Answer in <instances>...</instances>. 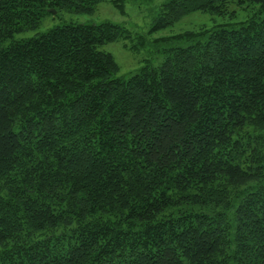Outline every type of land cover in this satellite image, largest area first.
<instances>
[{
	"label": "trees",
	"instance_id": "obj_1",
	"mask_svg": "<svg viewBox=\"0 0 264 264\" xmlns=\"http://www.w3.org/2000/svg\"><path fill=\"white\" fill-rule=\"evenodd\" d=\"M101 2L0 0V264H264V0H167L150 32L253 12L126 80L109 21L16 38Z\"/></svg>",
	"mask_w": 264,
	"mask_h": 264
},
{
	"label": "rangeland",
	"instance_id": "obj_2",
	"mask_svg": "<svg viewBox=\"0 0 264 264\" xmlns=\"http://www.w3.org/2000/svg\"><path fill=\"white\" fill-rule=\"evenodd\" d=\"M167 0H125L124 14L118 12L110 2L99 3L91 14H75L68 11L50 13L42 19L39 28L25 35L30 37L43 33L54 26L68 22L82 24H100L109 21L126 28L130 36L107 42L98 47V50L109 53L118 66L116 77L128 79L136 74L146 64L157 67L164 60V49H169L170 44L156 42L168 39L188 31L210 29L221 24H233L236 21L248 18L253 12L248 7L245 9L232 6L234 15H213L205 12H191L180 18L166 28L150 32L158 17L160 6ZM139 42H143L140 44Z\"/></svg>",
	"mask_w": 264,
	"mask_h": 264
},
{
	"label": "water",
	"instance_id": "obj_3",
	"mask_svg": "<svg viewBox=\"0 0 264 264\" xmlns=\"http://www.w3.org/2000/svg\"><path fill=\"white\" fill-rule=\"evenodd\" d=\"M50 12H52V13H55V11L54 10H49Z\"/></svg>",
	"mask_w": 264,
	"mask_h": 264
}]
</instances>
